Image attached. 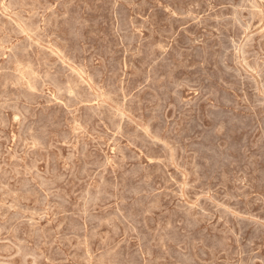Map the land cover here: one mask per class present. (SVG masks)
<instances>
[{"label":"rangeland","instance_id":"374dc122","mask_svg":"<svg viewBox=\"0 0 264 264\" xmlns=\"http://www.w3.org/2000/svg\"><path fill=\"white\" fill-rule=\"evenodd\" d=\"M0 264H264V0H0Z\"/></svg>","mask_w":264,"mask_h":264},{"label":"bare ground","instance_id":"6f19581e","mask_svg":"<svg viewBox=\"0 0 264 264\" xmlns=\"http://www.w3.org/2000/svg\"><path fill=\"white\" fill-rule=\"evenodd\" d=\"M250 5H251V3H250ZM31 7V6H30ZM253 8V7H252ZM2 43V42H1ZM150 161V160H149Z\"/></svg>","mask_w":264,"mask_h":264}]
</instances>
